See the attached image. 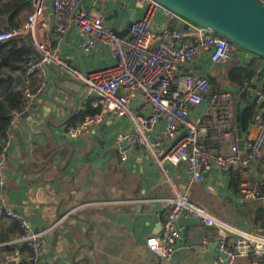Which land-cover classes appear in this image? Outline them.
<instances>
[{"label": "built area", "instance_id": "2783aa9c", "mask_svg": "<svg viewBox=\"0 0 264 264\" xmlns=\"http://www.w3.org/2000/svg\"><path fill=\"white\" fill-rule=\"evenodd\" d=\"M137 1L146 11L140 19L132 21L125 37L112 33L105 14L93 13L84 0H27L29 11L21 26H0V43L19 39L29 43L35 52L24 58V71L16 91L22 93L25 101L19 110L12 112L9 127L28 113L42 94L47 70L62 73L81 84L83 98L86 102L90 100L91 107L97 110L82 122L67 126L66 136H86L110 116L124 119L129 128L117 134L113 147L118 161L125 165L134 152L146 155L166 178L171 195L160 223V234L145 240L149 251L160 259L173 257L180 239L176 222L187 217L218 229L215 235L204 238L191 249L216 243L218 264H238L239 258L255 259L264 252V244L254 242L245 233L235 237L234 231L226 229L204 207L180 193L166 169L167 165L181 166L191 184H200L205 173L214 167L222 173L242 172L260 160L264 154V89L252 87L244 80L241 92L255 104V112L247 130L237 135L235 93L229 89L211 93L210 76L188 70L203 58L212 68L222 69L238 56L244 59V55H255L168 10L184 27L161 23L154 32L151 30L154 11L161 6L154 0ZM254 1L264 6V0ZM49 8L53 21L51 34L50 18L46 16ZM72 28L82 34L85 52L104 48L115 57V62L86 73L67 62L61 51L62 39ZM262 61V69L258 71L246 62L236 67L245 69L247 76L253 75L264 84ZM31 79L38 82L33 88ZM8 146L6 142L0 152V199L5 189L4 159ZM239 192L244 200L256 199L264 194V182L244 180ZM0 212L19 224L21 242L32 252L30 262L40 264L45 237L13 208L3 204ZM9 261L21 263L17 248Z\"/></svg>", "mask_w": 264, "mask_h": 264}, {"label": "crops", "instance_id": "0c3cea01", "mask_svg": "<svg viewBox=\"0 0 264 264\" xmlns=\"http://www.w3.org/2000/svg\"><path fill=\"white\" fill-rule=\"evenodd\" d=\"M84 3L93 13H103L106 17L118 4V31L125 29L131 14L133 20H138L146 11L137 0H84ZM28 11L29 6L25 4L15 17L0 16V26H21ZM46 16L50 18L48 31L51 34L50 8ZM153 23L156 28L161 23L184 27L162 7L154 11ZM107 24L110 27L109 21ZM81 38L79 30L72 28L65 42L62 41V54L76 67L82 70L80 59L71 47L80 50L87 71L115 62V57L104 48L85 52L78 46ZM34 53L32 49L31 55ZM243 58H234L229 67L246 62L255 70L254 65L260 68L263 64L259 57L244 55ZM215 69L203 58L188 70L214 78L211 88L215 83L220 90L233 91L237 102L242 92L226 82L227 74L222 69H217L220 75L215 77L212 73ZM56 76V72H50L47 93L42 92L28 113L10 128L4 159L5 189L0 199V209L3 204L13 208L45 237L40 264H218L216 251L209 248L212 243L206 248H190L199 246L218 229L205 227L187 217L176 222L180 239L173 257L160 259L147 249L145 240L160 234L159 225L171 195L166 178L146 155L134 152L125 165L118 161L113 147L117 134L129 128L124 119L110 116L88 135L69 140L66 127L73 125L86 101L80 83L56 79ZM246 79L252 87L264 89V84L255 76ZM34 81H30L31 88L37 85ZM226 86L228 88H224ZM234 127L238 135L235 115ZM226 149L227 146L224 151ZM52 154L54 156L50 157ZM166 169L180 193L204 207L226 229L234 231L235 237L245 233L254 242L264 244V194L244 200L239 192L244 180L264 182V154L242 172L222 173L214 167L205 173L200 184H191L181 166L167 165ZM10 226L7 218L0 217V236L13 233L8 243L19 250L23 248L21 236L11 232ZM12 252L0 249V264H11ZM19 253L20 261H27V250H19ZM237 263L264 264V252L255 259L239 258Z\"/></svg>", "mask_w": 264, "mask_h": 264}, {"label": "water", "instance_id": "95a60500", "mask_svg": "<svg viewBox=\"0 0 264 264\" xmlns=\"http://www.w3.org/2000/svg\"><path fill=\"white\" fill-rule=\"evenodd\" d=\"M162 8L172 12L173 14L183 18L189 23L197 26L207 28L216 34L226 38L234 43L239 48L245 50L247 53L255 55L264 60V6L254 0H154ZM118 4L115 5L112 13L106 17L110 22V30L118 37H125L128 34L129 28L134 19L131 14L127 20L125 29L118 31ZM151 30L157 32L158 29L153 24ZM65 34L62 41L65 42ZM84 39L78 41V46L83 45ZM72 50L78 55L82 67V71L86 73L81 52L76 47H71ZM71 62V60H67ZM262 69V66H260ZM50 71L46 72V81H48ZM70 79L71 78L57 73L56 79ZM210 81L215 79L209 77ZM47 83L43 89V93H47ZM244 93H240L235 104V119L237 123V130L239 135L242 134L241 129V116H242V101ZM51 138V137H50ZM72 140L71 137H67ZM53 141V138H51ZM57 150V146H55ZM56 154V153H55ZM54 154L50 155V157ZM68 160L65 165H67ZM52 168V167H51ZM58 172L56 166H53ZM56 179H53V181ZM52 181V182H53ZM160 228V225H159ZM210 250H215L216 243H212L209 247Z\"/></svg>", "mask_w": 264, "mask_h": 264}, {"label": "trees", "instance_id": "16d2710c", "mask_svg": "<svg viewBox=\"0 0 264 264\" xmlns=\"http://www.w3.org/2000/svg\"><path fill=\"white\" fill-rule=\"evenodd\" d=\"M28 5L26 0H0V16L11 14L12 17L20 14L23 7ZM32 54L31 46L22 40H12L7 43H0V152L3 145L8 142V133L10 131L9 123L12 118V112L19 110L24 104L25 97L22 93L15 91L16 85L18 86L21 81V74L24 71L25 61L24 58ZM249 64V63H248ZM255 70H259L257 65H254ZM19 74L17 78L14 75ZM247 77L245 69L236 66H230L227 72L226 82L231 84L235 88H238L239 92L243 89L244 79ZM34 83H38L37 80ZM222 90V89H221ZM219 87L214 83L212 84L211 93L221 91ZM97 112L96 109L91 107L90 100L84 105V109L80 111L75 118L73 125L82 122L86 117L92 116ZM255 112V104L245 96L243 99V109L241 116V129L243 132L247 130L253 120ZM0 217H5L0 212ZM6 218V217H5ZM9 220V219H8ZM11 222V232L20 235L22 231L19 224L16 221L9 220ZM13 234V233H12ZM10 234V235H12ZM8 234L0 236V249L4 252H12L16 247H13L8 243L10 238ZM19 250L26 249L28 254L27 261H22L20 264H32L30 258L32 256L31 250L25 243L21 244Z\"/></svg>", "mask_w": 264, "mask_h": 264}, {"label": "rangeland", "instance_id": "374dc122", "mask_svg": "<svg viewBox=\"0 0 264 264\" xmlns=\"http://www.w3.org/2000/svg\"><path fill=\"white\" fill-rule=\"evenodd\" d=\"M228 66L227 67H224V68H222V71H223V73L224 74H227V72H228ZM213 75L215 76V77H219V75H220V72L217 70V69H215V70H213ZM224 88H228V86H226V87H224ZM126 121V120H125Z\"/></svg>", "mask_w": 264, "mask_h": 264}]
</instances>
